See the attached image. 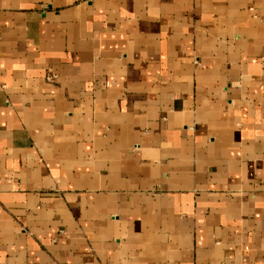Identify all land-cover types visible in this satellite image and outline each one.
<instances>
[{
	"label": "crops",
	"instance_id": "crops-1",
	"mask_svg": "<svg viewBox=\"0 0 264 264\" xmlns=\"http://www.w3.org/2000/svg\"><path fill=\"white\" fill-rule=\"evenodd\" d=\"M0 264H264V0H0Z\"/></svg>",
	"mask_w": 264,
	"mask_h": 264
},
{
	"label": "built area",
	"instance_id": "built-area-1",
	"mask_svg": "<svg viewBox=\"0 0 264 264\" xmlns=\"http://www.w3.org/2000/svg\"><path fill=\"white\" fill-rule=\"evenodd\" d=\"M54 78H55V76H54L52 73H49V75L46 76V80H47L48 82L53 81Z\"/></svg>",
	"mask_w": 264,
	"mask_h": 264
}]
</instances>
